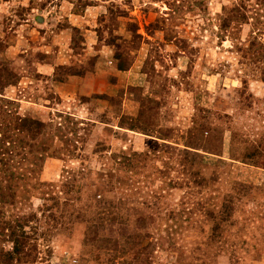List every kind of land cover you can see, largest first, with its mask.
<instances>
[{"label": "rangeland", "instance_id": "obj_1", "mask_svg": "<svg viewBox=\"0 0 264 264\" xmlns=\"http://www.w3.org/2000/svg\"><path fill=\"white\" fill-rule=\"evenodd\" d=\"M0 264H264V0H0Z\"/></svg>", "mask_w": 264, "mask_h": 264}]
</instances>
